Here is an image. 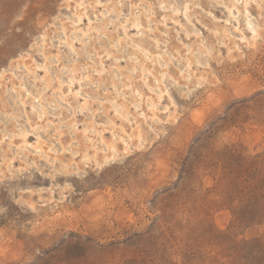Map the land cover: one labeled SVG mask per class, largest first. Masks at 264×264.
<instances>
[{
	"label": "rangeland",
	"instance_id": "rangeland-1",
	"mask_svg": "<svg viewBox=\"0 0 264 264\" xmlns=\"http://www.w3.org/2000/svg\"><path fill=\"white\" fill-rule=\"evenodd\" d=\"M0 264H264V0H0Z\"/></svg>",
	"mask_w": 264,
	"mask_h": 264
},
{
	"label": "bare ground",
	"instance_id": "bare-ground-1",
	"mask_svg": "<svg viewBox=\"0 0 264 264\" xmlns=\"http://www.w3.org/2000/svg\"><path fill=\"white\" fill-rule=\"evenodd\" d=\"M235 1V0H234ZM237 1V0H236ZM247 2H249V0H247ZM236 3V2H235ZM244 3H246L245 1H244ZM223 4V3H222ZM214 6V5H213ZM232 6V5H231ZM244 6H246V5H244ZM244 8V7H243ZM246 8V7H245ZM228 9V8H227ZM238 9V8H237ZM173 10V9H172ZM241 10V9H240ZM228 11V10H227ZM238 11V10H237ZM244 11H245V9H244ZM247 11V10H246ZM229 12V11H228ZM148 13V12H147ZM244 13H246V12H244ZM247 14H248V11H247ZM105 15V14H104ZM233 16V15H232ZM234 16H237V14L236 15H234ZM246 16V15H245ZM248 16H250V15H248ZM108 19H109V17H108ZM254 19V18H253ZM137 20V19H136ZM235 21V20H234ZM136 22V21H135ZM138 22H139V20H138ZM252 23V22H251ZM247 24V26H249V28H251V30L250 31H253L252 29H254V28H252L251 27V24H250V22H247L246 23ZM140 25V24H139ZM237 32H238V30H237ZM236 32V33H237ZM181 33V32H180ZM99 35V34H98ZM241 35V34H240ZM254 35V34H253ZM245 36V35H244ZM244 36H243V34L241 35V37L240 38H244ZM66 37V36H65ZM70 37V36H69ZM238 37V36H237ZM241 40V39H240ZM119 44V43H118ZM243 44V43H242ZM68 46H69V44H68ZM138 46V45H137ZM71 47V46H70ZM143 49V48H142ZM122 50V49H121ZM208 50V49H207ZM210 50V49H209ZM209 52V51H208ZM131 54V53H130ZM202 55H203V53H201ZM200 54V55H201ZM148 55V54H147ZM131 56V55H130ZM201 57H203V56H201ZM133 58V57H132ZM132 60V59H131ZM133 60H134V58H133ZM163 60V59H162ZM165 62V61H164ZM184 64V63H183ZM187 65H188V62H187ZM134 67H135V65H133ZM140 67V66H139ZM147 68V67H146ZM183 68V67H182ZM186 68V67H185ZM142 69V68H141ZM134 70H136L135 68H134ZM146 70V69H145ZM185 70H188V69H185ZM130 72H131V70H129ZM113 72V71H112ZM115 72V71H114ZM182 72V71H181ZM162 73H164V72H162ZM121 75V74H120ZM161 75H163V74H161ZM116 76V75H115ZM163 77V76H162ZM114 78V77H113ZM187 79V78H186ZM135 93V92H134ZM113 157V156H112Z\"/></svg>",
	"mask_w": 264,
	"mask_h": 264
}]
</instances>
